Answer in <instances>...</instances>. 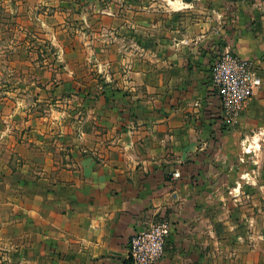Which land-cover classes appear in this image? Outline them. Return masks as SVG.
Instances as JSON below:
<instances>
[{"label": "crops", "instance_id": "obj_1", "mask_svg": "<svg viewBox=\"0 0 264 264\" xmlns=\"http://www.w3.org/2000/svg\"><path fill=\"white\" fill-rule=\"evenodd\" d=\"M47 5L43 112L3 88L0 264H130L160 221L157 264H264V0ZM222 51L262 81L233 127L210 83Z\"/></svg>", "mask_w": 264, "mask_h": 264}, {"label": "rangeland", "instance_id": "obj_2", "mask_svg": "<svg viewBox=\"0 0 264 264\" xmlns=\"http://www.w3.org/2000/svg\"><path fill=\"white\" fill-rule=\"evenodd\" d=\"M69 1L0 0V116L3 112H9L4 110V107H10L15 102L14 98H19L17 95L6 96L4 93L7 89L3 88L5 86L19 88L20 84H27L29 88H33L31 92L29 91L26 103L23 104L27 114L43 112L44 108L35 104L34 88L41 79L35 72L43 65L45 53L48 54L46 62L50 63L53 49L47 42H41L43 33L39 31L36 23H39V17L51 12V7L47 4L57 2L65 6ZM14 109L12 108V111ZM8 141L6 145L10 144V141L13 143V140Z\"/></svg>", "mask_w": 264, "mask_h": 264}, {"label": "built area", "instance_id": "obj_3", "mask_svg": "<svg viewBox=\"0 0 264 264\" xmlns=\"http://www.w3.org/2000/svg\"><path fill=\"white\" fill-rule=\"evenodd\" d=\"M210 83L220 100L224 124L233 127L262 81L253 72L252 63L230 51H222L212 61ZM170 232V224L160 221L148 230L134 233L129 240V263L157 264L163 257Z\"/></svg>", "mask_w": 264, "mask_h": 264}]
</instances>
